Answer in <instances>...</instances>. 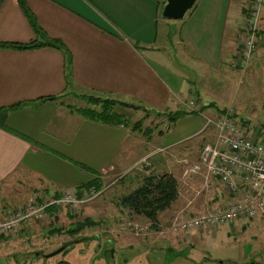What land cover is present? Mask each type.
<instances>
[{
	"label": "crops",
	"instance_id": "0c3cea01",
	"mask_svg": "<svg viewBox=\"0 0 264 264\" xmlns=\"http://www.w3.org/2000/svg\"><path fill=\"white\" fill-rule=\"evenodd\" d=\"M163 1L24 0L44 35L59 40L69 53L70 65L66 70L64 54L52 47H0V200L4 208L64 189L79 190L93 180L104 186L105 179L121 178L126 172L136 173L137 182L149 173L167 172L176 179L181 187L177 197L157 219L171 209L177 210L179 218L193 216L238 197L217 181L206 188L198 176L184 174L200 146L212 138L211 129L198 132L201 127L197 128L193 133L201 135L182 145L176 144L183 138L159 145L152 132L144 136L139 129L148 117L130 127L117 111L120 124L90 119L75 110L97 109L80 97L92 95L138 106L120 104L132 112L162 113L160 119L167 117L173 123L186 117L172 114L189 112L191 98L200 107L191 114L202 120L222 113L227 103L240 102L232 66L238 54L235 34L242 27L248 0H195L179 20L159 16ZM32 39L34 34L16 0H0V42ZM257 40L259 45L248 62L249 75L264 58V22L255 45ZM165 48H169L167 56L180 55L181 62L166 63L167 57L163 61L159 54ZM123 108L119 109L127 111ZM237 114L233 113L234 119L247 127ZM248 135L252 136L249 130ZM235 181L238 193L245 189L239 178ZM58 210L46 211L44 216L53 218ZM193 234L178 235L189 239Z\"/></svg>",
	"mask_w": 264,
	"mask_h": 264
},
{
	"label": "rangeland",
	"instance_id": "374dc122",
	"mask_svg": "<svg viewBox=\"0 0 264 264\" xmlns=\"http://www.w3.org/2000/svg\"><path fill=\"white\" fill-rule=\"evenodd\" d=\"M189 10L190 8L186 12ZM241 33L242 28L236 31L237 42ZM258 45L257 40L256 46ZM166 50L169 51V48L162 49L159 54L163 61L167 57L166 63L181 62L180 55L167 56ZM232 57L235 58L236 54ZM260 61V65L257 62V70H253L250 75L248 71L251 65L240 69L233 64L240 102L227 103L225 109L238 111L237 115L248 124L247 130L263 139L264 58ZM86 104L94 105L97 108L95 110H99V104ZM114 107L113 111L126 117L130 127L145 117L151 118V123H148V118L144 124L140 123L139 129L144 136L152 132V139L158 141L159 145H167L174 139L183 138L176 144L182 145L201 135L193 133L203 123L197 114L189 113L172 123L167 117L160 119L164 115L162 113L154 114L145 110L132 112L119 104ZM120 107L127 111H122ZM147 113L154 115L149 117ZM153 122H159L158 126L152 127ZM136 176L133 172L123 173L121 178L110 176L105 179L104 186L99 187L102 190L98 195L74 210L62 206L59 207L58 214H52L53 218L51 215L44 216V213L22 222L14 232L3 233L0 235V264H63L60 261L67 264H244L252 260L264 264V212L253 218L223 223L210 230L173 233L170 230L171 223L175 218L181 219L175 216L177 210L171 209L163 213L155 223L150 224L145 219H136L133 214L116 205L119 196L138 185ZM177 188H181L178 183ZM31 199L7 208L22 210ZM84 218H89L93 223L74 234L67 232V229L74 227V222ZM182 233L186 236L194 233L196 236L190 243H185L184 239L181 240L183 235H178ZM68 241L74 244L62 252L63 244ZM168 246L176 247L170 249ZM202 256L207 258L198 263Z\"/></svg>",
	"mask_w": 264,
	"mask_h": 264
},
{
	"label": "built area",
	"instance_id": "2783aa9c",
	"mask_svg": "<svg viewBox=\"0 0 264 264\" xmlns=\"http://www.w3.org/2000/svg\"><path fill=\"white\" fill-rule=\"evenodd\" d=\"M264 0H248L238 43L236 65L247 67L255 54V38L261 22H264ZM189 112L200 110L196 100L187 102ZM231 108L214 117L205 116L198 132L212 130V138L203 143L196 159L184 171L185 175L199 176L202 185L208 187L217 181L231 194H238L233 201L206 212L177 219L170 225L173 233L191 230H210L223 223L248 219L264 212V138L248 135L247 127L234 119ZM239 178L245 189L238 193L235 181ZM102 189L93 187L71 191L61 190L44 198L28 200L21 210L4 208L0 200V235L16 231L22 222L44 214L48 207H66L74 210L98 195Z\"/></svg>",
	"mask_w": 264,
	"mask_h": 264
},
{
	"label": "trees",
	"instance_id": "16d2710c",
	"mask_svg": "<svg viewBox=\"0 0 264 264\" xmlns=\"http://www.w3.org/2000/svg\"><path fill=\"white\" fill-rule=\"evenodd\" d=\"M16 3L23 16L26 18L28 25L34 34V39L25 43L0 42V47L24 50L40 46H47L58 49L64 54L65 67L66 70H68L70 65V55L66 51L64 46L61 44V42L57 39L48 38L44 35V33L41 31L40 27L36 23L34 16L26 7L24 0H16ZM80 97L89 104L92 103L100 105L99 110H95L89 107L76 108L75 110H77L83 116L107 123L120 124L122 122L119 114L112 110L114 105H120L119 102L113 99L101 98L92 95H81ZM48 98L49 97H42L40 99ZM188 113L191 112H177L172 115L179 116L181 114ZM139 123L140 121L136 122V125H138ZM92 183L94 184V186H91ZM84 187H93L95 189H98L100 187V182L93 180L84 185ZM176 197L177 182L172 174L167 172H162L159 174L149 173L140 178L138 185L135 188L125 193L124 195L119 196L116 199V205L122 209H125L130 214L141 216L147 222L152 224L157 221L159 213L170 207V205L175 201ZM55 208L56 207H48L45 209V212H50ZM92 223V220H90L89 218H84L81 221L74 222V227L67 229V232L70 234H74L79 229L88 226Z\"/></svg>",
	"mask_w": 264,
	"mask_h": 264
},
{
	"label": "water",
	"instance_id": "95a60500",
	"mask_svg": "<svg viewBox=\"0 0 264 264\" xmlns=\"http://www.w3.org/2000/svg\"><path fill=\"white\" fill-rule=\"evenodd\" d=\"M195 0H164L160 9L159 16L164 19L179 20L185 12L192 7ZM122 106L137 109L138 106L119 102Z\"/></svg>",
	"mask_w": 264,
	"mask_h": 264
},
{
	"label": "flooded vegetation",
	"instance_id": "af4514ba",
	"mask_svg": "<svg viewBox=\"0 0 264 264\" xmlns=\"http://www.w3.org/2000/svg\"><path fill=\"white\" fill-rule=\"evenodd\" d=\"M194 236H196V235H193V237ZM192 237V238H193ZM192 238H187L186 240H185V238H182L181 240H183L184 239V241H185V243H190V241H192ZM75 239V238H74ZM73 240V239H72ZM135 241H137V240H135ZM134 241V242H135ZM187 241V242H186ZM178 242V241H177ZM133 242H131V244H132ZM72 244H74L72 241H68L67 243H65V244H63L64 246H63V249L61 250L62 252H65V251H67V247L68 246H70V245H72ZM174 245H177V246H180L178 243H174ZM184 245V244H183ZM170 249L171 248H175L176 246H168ZM207 257L206 256H202L201 257V260L199 259V261H198V263L199 262H201L202 260H204V259H206ZM60 263H63V264H67L66 262H63V261H60ZM220 264H222L221 262H219ZM244 264H259L258 262H254L253 260L252 261H250V262H246V263H244Z\"/></svg>",
	"mask_w": 264,
	"mask_h": 264
}]
</instances>
